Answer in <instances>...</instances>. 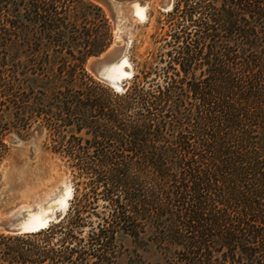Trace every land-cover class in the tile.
<instances>
[{
	"label": "trees",
	"instance_id": "16d2710c",
	"mask_svg": "<svg viewBox=\"0 0 264 264\" xmlns=\"http://www.w3.org/2000/svg\"><path fill=\"white\" fill-rule=\"evenodd\" d=\"M80 14L81 0H0V49L17 46L20 18L40 46L80 48L35 99L16 70L6 88L51 141L81 134L61 160L77 187L69 214L0 232V264H264V0H175L162 51L119 93L85 70L104 44L81 60Z\"/></svg>",
	"mask_w": 264,
	"mask_h": 264
},
{
	"label": "rangeland",
	"instance_id": "374dc122",
	"mask_svg": "<svg viewBox=\"0 0 264 264\" xmlns=\"http://www.w3.org/2000/svg\"><path fill=\"white\" fill-rule=\"evenodd\" d=\"M141 1L149 3L147 20L143 23L137 21L132 11L133 5H131L128 11L125 9L126 15L124 17V21H129V24L122 28L124 31L126 28L125 32L129 35L132 34L134 37L132 44L128 48L127 55L134 66L135 75L138 74L142 65L150 62L160 54L166 43L165 39L168 38L167 35L170 34L177 23V18L173 15L175 4L174 8L166 13L158 7L157 3L159 0ZM90 5L92 7H89ZM79 17H81L78 23V27L81 30V60L86 57L87 52L92 51L93 44L100 42V40L104 44L102 52L88 57L85 63V70L95 81L110 89L108 85L97 80L88 71L87 62L90 58L101 55L112 46L122 44L123 41L116 39L113 22L105 9L93 1L81 0V14ZM19 21L20 29L17 46H7L0 49V71L5 73L0 78V125H9L8 127L12 129L4 140L7 152L0 162V169L4 162L13 156L26 159L27 161L23 166L13 162L7 171L5 182L8 188L5 191V197L1 200L0 209L6 210L27 200L32 191H39V193H41V190L42 192L47 191L53 186L59 170L64 168L69 172L70 179L75 187V192L70 200L68 215L75 200L77 187L70 170L61 160L71 153H76L72 150L74 135L81 136V134H76L74 129H70L67 139L62 144H59L58 139L56 140L57 142L51 141L45 128L40 125L41 120L36 122L37 119L32 115L31 111L27 110L26 113L28 114H23L19 111L17 94L21 93L14 90L8 91L6 87H8L9 82H12L9 71L16 70L19 74L17 80L23 81L24 89H29L25 90V93L27 95L30 94L31 98L35 99L39 87L44 85L43 80L53 76L54 73L58 75L60 73L59 69L63 67V63L66 60L69 63L78 58L80 48L76 47L72 52V50H69V46L50 45L47 41L40 46L35 33L33 31L27 32L21 25L22 23L27 25L23 18H20ZM123 30L122 32H124ZM52 69L54 70L52 71ZM134 77L129 81L130 85ZM25 124L31 125L25 131L18 132L14 129V127ZM40 130H43L44 134L39 139ZM10 134H16L25 143L19 145L10 143L8 141ZM35 144H37L36 151H34ZM92 221L96 224L97 218L93 216ZM90 229L91 227L88 226L85 228L86 232ZM117 243L123 249L131 248L132 246L131 238L125 235H120ZM125 263L126 261L123 258L120 264Z\"/></svg>",
	"mask_w": 264,
	"mask_h": 264
},
{
	"label": "water",
	"instance_id": "95a60500",
	"mask_svg": "<svg viewBox=\"0 0 264 264\" xmlns=\"http://www.w3.org/2000/svg\"><path fill=\"white\" fill-rule=\"evenodd\" d=\"M97 5L103 7L107 12V15L112 20L114 25L115 36L117 40H122V44L114 45L109 48L107 51L103 52L99 56H94L90 58L87 62L88 71L99 81L105 83L109 87H111L116 92H124L126 91L130 84L129 81L134 77L135 71L133 68V75L131 77H126L122 79L120 82H116L112 84L104 75V70L113 65H119L126 49H128L129 44L126 38V33H120V28L122 29L124 26L129 24V21H124V17L126 15V10L130 9L131 5L134 3L144 4L141 0H91ZM175 0H159L157 5L158 7L168 13L174 8ZM119 27L118 30H116ZM127 53V52H126ZM132 64V63H131ZM43 130L39 131L38 138L40 139L43 136ZM8 141L10 143L19 145L25 143L22 141L16 134H10L8 137ZM37 150V144L34 146V151ZM26 159H20L17 156H13L12 158L6 160L0 169V203L1 200L5 197V191L8 188L5 182V176L7 171L10 169V166L13 162L19 163L23 166L26 163ZM66 180L71 184V188L73 193L75 192L74 183L70 179L69 172L66 169L59 170L57 177L53 183V188L55 187V191L51 192V195L46 198V194L48 191L44 192H31L30 197L20 202L6 210L0 209V232L8 235L21 236L27 234H34L40 232L41 230H45L54 224H58L65 219L67 216V211H56L54 214L50 213L48 216H53L45 225L32 228L26 225L27 220L29 219L31 214H35L38 209L42 207H46V205L61 191V181ZM50 192V191H49ZM71 200V199H70ZM70 203V202H69ZM70 206V205H69Z\"/></svg>",
	"mask_w": 264,
	"mask_h": 264
},
{
	"label": "bare ground",
	"instance_id": "6f19581e",
	"mask_svg": "<svg viewBox=\"0 0 264 264\" xmlns=\"http://www.w3.org/2000/svg\"><path fill=\"white\" fill-rule=\"evenodd\" d=\"M148 10H149V3L147 2H145L143 5L136 2L132 6L134 17L140 23H143L147 20ZM118 29L119 27L116 30ZM122 30L123 29L120 28V33H123ZM125 31H126V28H125ZM125 31L124 33H126L125 35H126L127 41L129 44H131L132 39L134 37L132 36V34L129 35ZM126 52H128V49H126ZM126 52L119 65H113L104 70L105 77L112 84H115L116 82H120L122 79L126 77H131L133 75V68L130 62L131 60H129V57ZM60 185L62 187L61 191L54 198L51 199V201L46 205V207L38 209V211L35 214L30 215L29 219L26 222L27 226L32 227V228L43 226L53 217V216H48V214L50 213L54 214L56 211L64 212L69 209V205H70L69 202H70V199H72L73 197V191L71 188V184L63 179ZM55 189L56 188L55 187L53 188V186L47 189L48 193L44 197L48 198L51 195V192L55 191Z\"/></svg>",
	"mask_w": 264,
	"mask_h": 264
}]
</instances>
